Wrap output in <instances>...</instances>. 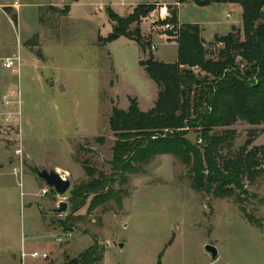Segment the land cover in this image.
<instances>
[{
  "label": "rangeland",
  "instance_id": "1",
  "mask_svg": "<svg viewBox=\"0 0 264 264\" xmlns=\"http://www.w3.org/2000/svg\"><path fill=\"white\" fill-rule=\"evenodd\" d=\"M147 1L0 0V264H63L94 242L103 249L94 264H264V173L253 182L243 179L248 194L237 201L194 190L187 167L161 154L125 184L114 183L125 190L120 204L110 200L88 212L87 205L74 209L70 202L73 185L87 178L84 161L111 171L112 108H126L129 97L142 110L154 104L158 87L139 61L149 53L159 61L176 59L177 31L164 32L159 20L147 18L149 11L129 26L139 28L145 52L124 36L98 39L112 31L106 7L125 14ZM65 4L67 13L61 11ZM176 15L180 23L199 24L212 57L219 36H242L235 3L186 1ZM13 57L19 67L4 68ZM228 128L234 129L233 150L248 138L249 148L264 145V123L237 120ZM187 136L196 138L193 131ZM36 168L66 175L70 188L58 194ZM61 200L64 212L56 210ZM205 244L218 250L213 263ZM22 248L48 256L27 254L20 263Z\"/></svg>",
  "mask_w": 264,
  "mask_h": 264
},
{
  "label": "trees",
  "instance_id": "2",
  "mask_svg": "<svg viewBox=\"0 0 264 264\" xmlns=\"http://www.w3.org/2000/svg\"><path fill=\"white\" fill-rule=\"evenodd\" d=\"M176 1L201 6L238 4L242 36L240 31L219 36L217 42L221 46L212 57L203 45L199 24L180 23L175 61H159L150 53L139 61L158 87L154 104L142 110L137 98L129 97L126 108H112L108 118L115 136L109 160L111 171L106 174L84 161L87 178L71 189L74 209L87 205L91 212L110 200L120 204L125 190L115 188L114 183L125 184L129 174L140 171L161 154H170L187 167L194 190L216 197H234L237 201L242 194H248L243 179L253 182L264 173V145L249 148L252 139L248 138L238 150H233L234 129L228 128L237 120L264 123V0ZM153 9V4H140L127 15H120L106 7L112 31L98 39L109 42L124 36L145 52L139 28L131 31L129 26ZM69 10L67 4L61 9L63 13ZM170 12L169 20L177 23L176 8ZM189 131L195 132L194 141L187 136ZM96 140L102 143L104 137ZM246 217L254 222L251 215ZM172 240L173 237L166 245ZM102 257V247L94 242L63 264H94Z\"/></svg>",
  "mask_w": 264,
  "mask_h": 264
},
{
  "label": "built area",
  "instance_id": "3",
  "mask_svg": "<svg viewBox=\"0 0 264 264\" xmlns=\"http://www.w3.org/2000/svg\"><path fill=\"white\" fill-rule=\"evenodd\" d=\"M170 16H171V12L169 11V8L166 3L157 4L156 8L150 10L147 14V18L155 21L156 20L160 21L159 25L164 32L166 31L176 32L179 28V23L170 21L169 20ZM19 65H20V59L18 57L7 58L2 62V66L8 69L18 68ZM10 94L13 95V91H11ZM46 190H47L46 188H43L42 193H45ZM67 234H69V232ZM56 239L60 240V238H56ZM27 254H29L33 258L36 257L46 258L48 256V253L46 251L33 250L29 253H26L25 251H21L20 254L21 259H23V257Z\"/></svg>",
  "mask_w": 264,
  "mask_h": 264
},
{
  "label": "water",
  "instance_id": "4",
  "mask_svg": "<svg viewBox=\"0 0 264 264\" xmlns=\"http://www.w3.org/2000/svg\"><path fill=\"white\" fill-rule=\"evenodd\" d=\"M62 86H60L61 89ZM37 177L42 179L44 183L53 188L58 194L65 193L70 188V179L66 175H61L55 170H47L45 168L35 169ZM67 208V203L63 200L59 201L56 210L64 212ZM204 252L210 257V262L213 263L218 258V250L212 244H205Z\"/></svg>",
  "mask_w": 264,
  "mask_h": 264
},
{
  "label": "crops",
  "instance_id": "5",
  "mask_svg": "<svg viewBox=\"0 0 264 264\" xmlns=\"http://www.w3.org/2000/svg\"><path fill=\"white\" fill-rule=\"evenodd\" d=\"M155 2H162V3H166L167 5H173V6H170L169 8L170 9H172V8H176L177 9V6H179V4H181L180 2H177L176 0H151V1H147V2H144V3H149V4H153V3H155ZM135 4V3H134ZM114 10V9H113ZM115 11V10H114ZM124 11V10H123ZM115 12H117V11H115ZM127 13H125V14H128V13H130V10H127L126 11ZM118 13V12H117ZM118 14H120V15H125L123 12H121V13H118ZM178 21V23L180 24V21H179V19H177ZM34 250V249H33ZM21 251H25L26 252V250L25 249H21ZM26 253H28V252H26ZM20 254H21V252H20ZM20 254H19V260H20V263H21V257H20ZM26 256V255H25ZM24 256V257H25ZM23 260V259H22Z\"/></svg>",
  "mask_w": 264,
  "mask_h": 264
}]
</instances>
